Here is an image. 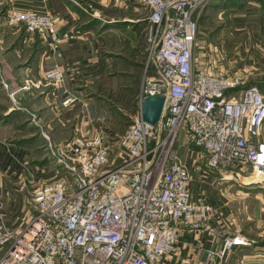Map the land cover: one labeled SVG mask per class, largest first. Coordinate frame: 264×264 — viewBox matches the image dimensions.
Listing matches in <instances>:
<instances>
[{
    "label": "built area",
    "instance_id": "obj_1",
    "mask_svg": "<svg viewBox=\"0 0 264 264\" xmlns=\"http://www.w3.org/2000/svg\"><path fill=\"white\" fill-rule=\"evenodd\" d=\"M141 1L147 23L138 110L118 137L97 126L92 135L77 129L68 142L54 144L45 133L56 176L34 188L24 222L8 224L0 199V264H162L180 231L210 229L215 211L193 199V174L180 147L202 150L221 181L248 169L264 174V90L245 81L246 64L229 71L197 63L200 17L211 0ZM7 23L47 34L53 48L66 38L52 11L11 9ZM217 50L225 51L224 44ZM65 76L60 64L43 73L54 86ZM150 94L165 97L155 125L141 114ZM18 188L25 190L26 181ZM251 245L241 233H226L199 251L205 264H223Z\"/></svg>",
    "mask_w": 264,
    "mask_h": 264
},
{
    "label": "crops",
    "instance_id": "obj_2",
    "mask_svg": "<svg viewBox=\"0 0 264 264\" xmlns=\"http://www.w3.org/2000/svg\"><path fill=\"white\" fill-rule=\"evenodd\" d=\"M243 4L239 8L236 0H211L201 19L236 10L230 16L229 28H247L257 39L256 46L264 50V10L259 2ZM84 6L86 3L77 0H0V199L6 204L8 224L29 219L34 188L56 176V166L48 159L45 133L54 144L68 142L77 129L92 135L97 126L105 127L107 135L114 137L124 130L120 119L131 121L139 108L137 98L145 75L147 10L143 17L132 11L119 24L109 23L114 17L108 20L97 11L86 12ZM11 9L54 12L57 30L66 38L53 48L47 34L30 32L22 24L9 25ZM118 19L123 20V16ZM201 33L199 46L210 42L209 35ZM252 56H246L247 63ZM204 60L199 65H204ZM55 64L66 69L60 86L43 78L44 70ZM247 68L250 70V66ZM112 95H126L130 102L122 100L120 104ZM193 147H180L193 174L188 187L194 200L215 207L208 219L211 227L182 229L174 251L164 255L162 264H205L199 247L218 244L226 233H241L252 240V245L235 249L223 264H264V197L232 190V186H210L215 175L195 166L202 158L195 154V150H201ZM203 160L206 163L205 156ZM239 175L243 183L264 181L263 177ZM22 180L26 181L25 190L18 188ZM260 186L264 190V183Z\"/></svg>",
    "mask_w": 264,
    "mask_h": 264
},
{
    "label": "rangeland",
    "instance_id": "obj_3",
    "mask_svg": "<svg viewBox=\"0 0 264 264\" xmlns=\"http://www.w3.org/2000/svg\"><path fill=\"white\" fill-rule=\"evenodd\" d=\"M78 3L84 4L86 3V7L88 11L86 12H98V15L103 18H112L114 19L109 20V23H122L125 22V18L127 16H130L129 14L136 13V16L143 17L146 14V7L142 3L141 0L132 2L131 0H85L83 2L82 0H77ZM88 3L91 4L88 5ZM93 9V10H92ZM233 12H236V10L233 11H225L224 13L219 14H213V16L210 15L208 19L203 18L200 21V28L197 35V47H196V56H197V63L201 62L203 58L205 59L203 62L204 65L209 64H217L220 67H223L225 69H228L229 71H235L237 68L242 67V65L247 64V66H250V70H248L247 74H245V81L249 83H256V82H263L264 83V50L261 49L260 46H256V38L253 37L247 28H229L230 24V16L233 14ZM92 14V13H91ZM122 14V15H121ZM92 16V15H91ZM120 16H123L122 19H118ZM122 20V21H121ZM108 22V21H107ZM203 33H206L209 35V41L210 42H203L202 46H199V36ZM224 41V48L225 51H219L217 48L221 44V42ZM202 51L204 54L202 55ZM200 52V53H199ZM226 53L225 55L223 53ZM263 52V53H262ZM250 54H253L250 59V64L247 63V57H250ZM247 56V57H246ZM249 64V65H248ZM89 96V94H88ZM112 99L115 102L122 103L123 101H126L129 103L130 98L126 95H112ZM126 103V102H125ZM90 104V103H89ZM90 108L94 107L93 105H89ZM130 122V118H121L119 123L123 126L124 130L117 135L120 136L125 129L127 128L128 124ZM103 125V124H102ZM104 126V125H103ZM112 129V128H111ZM114 132H118V130H114ZM200 154L201 160H198L195 164L196 167H204L208 172H210L212 175H215V179H213L210 182V186H216L219 185L220 187H231L232 190H242V191H249L250 194L256 196L257 194H262L260 196L264 197V190L260 186L264 181L261 183H243L240 179L239 174H235L234 178L227 180V181H221L219 180L218 176H220L221 172L219 169H213L209 167L206 163L204 158V152L201 150L199 152L198 150H195V154ZM198 154V155H199ZM195 157V156H194ZM50 159V158H48ZM49 161V160H47ZM220 172V173H219ZM245 176H249L251 178H259L258 174L253 172V170L248 169L245 170L243 173H241ZM221 181V182H220ZM257 184V186H256ZM255 185V186H254ZM211 188V187H210ZM6 209V204L4 202V210ZM233 210L236 209V207L232 208ZM260 229V228H258ZM257 229V230H258ZM255 230V229H254ZM261 231H258V233Z\"/></svg>",
    "mask_w": 264,
    "mask_h": 264
},
{
    "label": "water",
    "instance_id": "obj_4",
    "mask_svg": "<svg viewBox=\"0 0 264 264\" xmlns=\"http://www.w3.org/2000/svg\"><path fill=\"white\" fill-rule=\"evenodd\" d=\"M165 97L163 95H146L141 104V114L144 120L155 125L161 118Z\"/></svg>",
    "mask_w": 264,
    "mask_h": 264
},
{
    "label": "trees",
    "instance_id": "obj_5",
    "mask_svg": "<svg viewBox=\"0 0 264 264\" xmlns=\"http://www.w3.org/2000/svg\"><path fill=\"white\" fill-rule=\"evenodd\" d=\"M235 1V0H234ZM237 2H238V6H239V8L240 7H243L244 6V4L243 3H251V2H259V4L261 5V7H262V9L264 10V1L262 0H236ZM202 18V16L200 17V19ZM248 83H249V81H248ZM250 83H252V82H250ZM256 83H258L260 86H261V88L264 90V83L263 82H256Z\"/></svg>",
    "mask_w": 264,
    "mask_h": 264
},
{
    "label": "bare ground",
    "instance_id": "obj_6",
    "mask_svg": "<svg viewBox=\"0 0 264 264\" xmlns=\"http://www.w3.org/2000/svg\"><path fill=\"white\" fill-rule=\"evenodd\" d=\"M256 174H258V176H259V178H264V174H262V173H259V172H257V171H254ZM239 174V173H238ZM241 174V173H240Z\"/></svg>",
    "mask_w": 264,
    "mask_h": 264
}]
</instances>
